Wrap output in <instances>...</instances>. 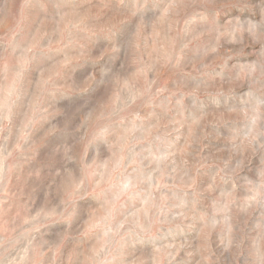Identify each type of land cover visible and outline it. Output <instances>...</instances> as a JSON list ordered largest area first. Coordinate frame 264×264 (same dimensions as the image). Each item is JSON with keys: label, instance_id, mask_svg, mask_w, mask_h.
I'll use <instances>...</instances> for the list:
<instances>
[{"label": "clouds", "instance_id": "1", "mask_svg": "<svg viewBox=\"0 0 264 264\" xmlns=\"http://www.w3.org/2000/svg\"><path fill=\"white\" fill-rule=\"evenodd\" d=\"M15 2L0 264H264V0Z\"/></svg>", "mask_w": 264, "mask_h": 264}, {"label": "rangeland", "instance_id": "2", "mask_svg": "<svg viewBox=\"0 0 264 264\" xmlns=\"http://www.w3.org/2000/svg\"><path fill=\"white\" fill-rule=\"evenodd\" d=\"M108 10L107 9H101L100 10V13L103 14L105 12H107ZM6 13V10L4 8H0V16H3L5 15ZM239 14V10L238 8L236 7H233V6H228V9H226V11L224 13H221V19L222 20H225L227 19L229 16H232V15H238ZM13 15L15 17V21H19L20 18H21V11H20V0H16L14 6H13ZM15 21L13 20H9L8 21V24L5 26V27H8V26H11ZM209 39L208 36H205L202 38V42L203 41H207ZM193 48L196 47L195 44L192 45ZM247 52H252L254 51L253 47L252 46H249L247 49H246ZM189 55H191V53H189ZM179 78V75L176 74V73H173V72H169L167 70H164L160 73V82L161 84H167V86L169 88H171L173 86V82L175 80H177ZM205 145H206V148H205V152L206 154H211V151H212V145L208 142V141H205ZM184 254L181 253V256H183ZM199 259L198 256H194L192 257L191 259V264H196V261Z\"/></svg>", "mask_w": 264, "mask_h": 264}]
</instances>
